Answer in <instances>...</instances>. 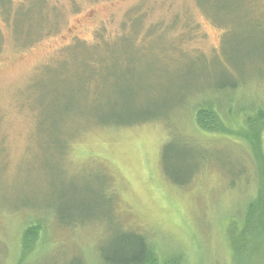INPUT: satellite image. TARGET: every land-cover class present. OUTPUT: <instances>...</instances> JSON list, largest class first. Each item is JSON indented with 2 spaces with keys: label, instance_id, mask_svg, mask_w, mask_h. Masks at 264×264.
I'll use <instances>...</instances> for the list:
<instances>
[{
  "label": "rangeland",
  "instance_id": "1",
  "mask_svg": "<svg viewBox=\"0 0 264 264\" xmlns=\"http://www.w3.org/2000/svg\"><path fill=\"white\" fill-rule=\"evenodd\" d=\"M77 40L104 52L126 41L132 117L164 118L101 126L121 98L103 80L88 92ZM241 98L252 107L237 109ZM210 103L219 115L206 129L195 114ZM261 109L264 0H0V264L101 246L122 227L187 264H264V241L238 253L230 231L248 227L264 191ZM166 145L179 155L165 167ZM30 217L45 219L46 246L43 232L23 243Z\"/></svg>",
  "mask_w": 264,
  "mask_h": 264
},
{
  "label": "trees",
  "instance_id": "2",
  "mask_svg": "<svg viewBox=\"0 0 264 264\" xmlns=\"http://www.w3.org/2000/svg\"><path fill=\"white\" fill-rule=\"evenodd\" d=\"M26 3H24V5ZM112 43L113 41H111L109 44L106 43L107 49L105 52L103 49L100 51L97 44L91 46L89 49L78 40L75 42V45L69 48V50L73 49V52L77 51L76 49H81L82 52L85 53L83 54V57L85 56L86 60L84 59L83 67L87 68L89 72L88 80L86 82L88 92L91 90V86L97 85L99 84L100 80H103V82L106 83L105 86L111 87L108 93L118 94L121 98L120 103H110L109 106L112 110L108 109L109 115H106L100 121V125L134 127L156 120L161 121L164 118L163 115L155 114L146 116L142 115L145 113H140L139 115L132 117L134 116V109L137 107L135 106V91L131 86L132 84L129 83V79L131 76V69L135 65L128 56L126 41L125 44L120 43L119 47L114 46ZM116 48L120 49L118 54L117 52L113 51L116 50ZM99 51L101 53H99ZM99 56L102 58L100 62L95 59ZM167 59V61H171L172 57ZM115 68L117 69L116 71ZM168 68H170L169 65ZM98 71L102 72L105 77H102ZM226 83H228L226 84V94H228V97H232L235 93L239 92V82L232 79ZM245 101L247 102L246 99L244 100V98H241L239 100V104H236L237 109H249L252 107L251 105H246ZM232 103H234V100L232 98H228L226 101V107L229 108L230 105L232 106ZM211 104L212 103L207 104V107L198 108L195 114L197 124L206 129H213L215 127L216 117L219 115L218 112L213 107H211ZM260 114L264 116V111H262V109L260 110ZM230 128L232 127H228V129ZM240 131L242 135L244 134V136H248L247 131ZM247 143L253 148L251 142ZM261 148L256 146L254 147L257 155H260L263 152V149ZM170 149L171 148L166 145L162 151V162L165 167L167 166V162L173 161V159L179 155L178 152H171ZM170 181L174 185H185L180 183L181 180L180 178L178 179V177L174 178L171 176ZM262 189L263 186L259 190ZM30 219L32 220H28L29 222L22 227L24 229L22 231L23 243L26 240H36L39 236V233L43 232V236L46 237L44 245L46 246L49 244V237L51 238V233L46 232L47 229L44 227L46 222L45 219H41L40 217L36 219L34 217H30ZM243 221H246L248 224L246 229L241 230V232H239L238 229L230 230L232 240L234 241L232 244L234 250L238 253L245 250L249 251L248 248L252 249L254 244H258L257 248L261 249L262 246H260V244L264 241V191L247 203ZM257 221H260V224L258 225L259 229L256 224ZM54 223V229H58V227L61 228V225L65 224L59 221H54ZM250 229H254L255 232L247 235ZM245 239H247V242H245ZM79 245L80 247L76 246L72 250L65 248L62 250L63 253H60V251H55L56 255L52 259L45 260L44 258L40 257L41 260L35 259L32 262L24 261L25 259L31 257L30 255H25L26 253L24 249L22 253H19V255L16 254V260L12 261L11 264H187L183 256L159 253V249L146 232L136 229L130 230L129 228L125 227H122L118 233H114V235L108 239L106 244L101 246H98V244L97 246H91V244L88 243H82ZM89 255L91 258L88 257Z\"/></svg>",
  "mask_w": 264,
  "mask_h": 264
}]
</instances>
